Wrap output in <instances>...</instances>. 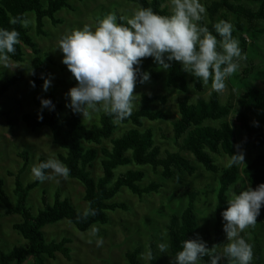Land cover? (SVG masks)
<instances>
[{
  "label": "trees",
  "instance_id": "trees-1",
  "mask_svg": "<svg viewBox=\"0 0 264 264\" xmlns=\"http://www.w3.org/2000/svg\"><path fill=\"white\" fill-rule=\"evenodd\" d=\"M72 1L48 0V6L44 7L43 0H0V28H15L20 33V43L16 45V52L10 54V57L16 62H22L25 55L23 45L31 48L34 54L31 76L38 87L43 85L45 78L43 50L30 34L29 27H24L21 23L12 25L9 21L17 17L26 20L28 13L34 12L36 33L38 36H44L45 18H50L54 25L63 23V19L56 17V14L65 8L74 9ZM127 1L137 4L139 8H151L161 15H171L167 0ZM205 7L207 15L200 23L206 25L214 35H217L213 27L215 23L226 21L227 14L235 18L233 37L238 39L243 52L247 49L244 34L247 33L253 39L264 34V0H211ZM117 17L118 23L126 22L119 19L124 17L123 14L118 13ZM217 39H220L218 35ZM140 68L141 71L150 73V79L163 81L166 87L175 89L180 95L177 99L179 117L173 121V140L179 150L163 151L156 141L155 129L146 126L147 121L158 122L170 118L167 111L156 107L157 104L166 105L169 102V96L165 94L143 93L132 116L119 124L114 123L113 117L103 111L99 123L88 126L79 112L71 109L66 113L64 103L57 99L56 90L52 89L45 99H50L54 108H46L39 113L26 112L22 115V121L33 131L44 127L50 129L54 144L64 151L59 154V160L71 169L69 178L79 181L85 187L84 199L88 205L86 211L95 210L96 215H88L85 218L82 215L85 211L78 210L71 199L63 197L59 190L55 193L53 203L48 191L44 190L43 208L35 214L28 205V197L42 182L35 179L27 184L23 182L22 174L30 159L29 152L23 151L20 155L25 159L24 166L18 172L9 171V175L15 178L16 201L8 195L5 181L0 179V202L5 208L0 214L21 216V220L14 223L13 227L24 237L27 244L17 245L8 252L0 246V264H45V257L56 258L58 253L69 258L70 239L48 242L43 233L44 227L64 219L83 232L96 223L105 224L109 221V211L128 209L124 202L113 201L123 189L127 188L141 198L159 193L165 181L175 180L184 174H197L200 167L193 162L194 158L206 171L220 176L216 190L214 233L207 238H200L198 200L201 191L191 188L188 190L185 206L172 213L166 224L168 254L161 252L157 243L151 242L148 264H172L173 258L182 250L183 242L188 239H202L207 247H213L215 250L226 245L221 213L228 207V190L233 188V191L239 194L247 189H238L240 182L244 181L243 172L247 175L248 186L253 189L264 183V91L247 87L245 102H250L255 113L239 117L240 128L253 139L259 153L244 168L242 164L228 167V164L222 165L219 159L227 157L230 160L232 154L240 152L236 145V131L229 121L232 113L231 103L224 102L222 94L214 91L209 98L200 96L193 100L189 95L192 87L197 92H203L206 85L185 72L180 62L173 61L171 68L165 71L158 67L152 57H146L142 60ZM19 80L17 75L5 78L0 75V99L16 86ZM209 83H212L211 80ZM145 84L138 82L134 92ZM38 114H42L43 118L39 119ZM1 118L6 119L10 128L16 127L12 111L0 110ZM122 125L131 127L120 132ZM116 134L120 135L116 137ZM106 141L110 142L109 146L105 145ZM46 160L45 157L40 158V162ZM97 160L102 167L99 177H95L93 172ZM146 166H149L154 174L161 175L163 181L152 179L145 183L149 178ZM125 167L129 168L117 172ZM261 213L264 215V206ZM253 253L252 264H264V252L260 242H257ZM141 254L140 246L127 251L129 264H144ZM224 259V263L220 260V264H229L227 258ZM209 260L210 257L205 256L198 263L208 264Z\"/></svg>",
  "mask_w": 264,
  "mask_h": 264
},
{
  "label": "rangeland",
  "instance_id": "rangeland-1",
  "mask_svg": "<svg viewBox=\"0 0 264 264\" xmlns=\"http://www.w3.org/2000/svg\"><path fill=\"white\" fill-rule=\"evenodd\" d=\"M211 0H201L206 3ZM74 9H62L56 17L63 19V23L54 25L50 18H45V35L38 36L36 33V14L29 12L27 15L30 34L42 48L46 67L44 69L45 78L51 79V86L47 91L43 90V85L32 86L34 81L31 76L32 59L34 54L28 46L23 45L24 60L16 62L10 60L9 67H0V75L4 78L17 75L20 80L18 84L0 99V110L12 111L16 127L10 128L5 118L0 119V179L5 181V190L13 201H16L15 178L9 175V171L18 172L24 166L25 159L20 155L23 151L29 152V164L22 174L25 184L34 180L31 168L40 163V158L55 156L59 159V154L64 152L59 146L54 144L50 129L44 127L33 131L22 121V115L26 112L39 113L46 108H42L41 99L52 89L56 90L59 101L65 105L66 113L71 108L70 97L67 96L69 89L76 86L77 81L68 67L62 62L63 53L57 48L60 39L70 34L76 29H81L85 24L92 25L93 28L110 13H121L125 18L131 17L134 10L139 6L127 0H73ZM44 7L48 6V0H43ZM167 5L171 9L170 0ZM226 21L235 26V18L227 14ZM247 40V49L243 52L246 59L240 61V66L235 74L226 81V88L221 93L224 102H230L232 113L229 121L236 131V145L240 152L244 153V168L259 153L255 147L253 139L248 137L240 128L239 117L244 114L253 115L254 108L250 102H245V92L247 87H253L259 91H264V34L255 39L247 33L243 35ZM57 48V49H56ZM248 69V70H247ZM44 83V82H43ZM157 92L169 96L166 105L157 104V108H162L170 114L168 120L158 122H146V126H152L156 132V141L163 151H177L178 146L173 140V121L179 117L177 99L179 93L172 88L166 87L163 81L156 82L150 79L145 85L136 89L140 99L143 93ZM212 83H208L203 92L191 89L189 95L193 100L200 96L209 98L212 93ZM137 101V105L139 104ZM137 107V106H136ZM102 108L93 111L89 116H81L84 122L91 126L99 123ZM131 125H122L120 132ZM120 134H116V137ZM109 146L110 142L106 141ZM227 157L220 158L222 165H227ZM200 169L197 174L190 176L181 175L172 181H165L161 192L145 195L143 198L134 195L127 188L123 189L113 201L124 202L128 209H117L109 211V221L105 224L96 223L93 226L99 229L98 236L103 238V246L97 247L96 237H91L92 243H88L89 234L93 226L88 231H80L73 223L67 219L54 224H49L43 228V233L48 242L60 241L69 238L70 257L58 253L56 258L45 257V264H129L126 252L138 246L142 248L141 259L144 264H148L149 245L155 242L158 245L167 246L166 224L174 212L180 211L188 200V190L196 188L201 191L198 200L200 218V238H207L214 233V217L216 206V190L219 186L220 176L206 171L197 160L193 161ZM135 167V166H132ZM129 168V167H128ZM127 167L117 172L128 169ZM149 172V180H162L161 175L154 174L149 166L145 167ZM94 176L102 174V167L97 160L93 168ZM244 181L240 182L238 189L248 187L247 175L243 172ZM163 181V180H162ZM47 190L53 203L55 193L59 190L63 197H69L73 205L80 211L87 210V202L84 199L85 187L77 180L68 177L67 180L59 177L42 182L34 189L28 197V205L37 214L43 208L42 194ZM235 192V191H234ZM5 210L0 202V211ZM20 215L7 216L0 214V246L6 251L12 250L17 245L27 244L24 237L14 229L13 224L20 221ZM243 238L252 245L254 249L257 242H260L264 252V215L260 213L257 217V224L249 227L243 233ZM225 241L227 243L226 237ZM225 246V245H224ZM224 246L216 248L218 254L223 255ZM168 254V252H167ZM224 263V257L221 258ZM199 264V263H198Z\"/></svg>",
  "mask_w": 264,
  "mask_h": 264
},
{
  "label": "clouds",
  "instance_id": "clouds-1",
  "mask_svg": "<svg viewBox=\"0 0 264 264\" xmlns=\"http://www.w3.org/2000/svg\"><path fill=\"white\" fill-rule=\"evenodd\" d=\"M170 4L171 15L140 7L131 17L119 18L125 23H118L117 15L110 13L94 28L85 24L63 36L57 48L63 53L62 62L78 82L67 93L70 97L67 106L84 117L102 108L117 124L129 119L140 100L134 92L136 84L150 80V73L140 68L146 57H152L165 71L171 68L173 61L180 62L182 69L198 82L208 85L211 80L212 91L222 93L228 78L237 72L240 61L246 59L238 39L233 37L234 26L225 20L215 23L218 40L217 35L200 23L207 15L201 0H170ZM9 23L27 27L29 22L17 17ZM19 43L20 33L15 28H0V67L10 66V54L16 52ZM51 83V79L44 78L43 90L47 91ZM32 86L35 87L34 81ZM41 106L54 108L52 101L44 98ZM38 118L42 119V114H38ZM239 164H245L243 152L232 154L227 166ZM70 173L71 169L55 156L31 168L32 177L39 182L53 177L67 180ZM227 195L228 207L221 213L227 240L223 255L207 247L202 239H188L172 264H198L205 256L210 257L208 264H220L222 257H226L229 264H252V245L241 233L257 224L264 206V183L255 189L248 186L239 194L230 188ZM82 215L87 218L96 212L85 211ZM98 231L93 226L88 243L93 242L91 237H96V246L102 247L104 241ZM159 249L167 253L165 244H160Z\"/></svg>",
  "mask_w": 264,
  "mask_h": 264
}]
</instances>
